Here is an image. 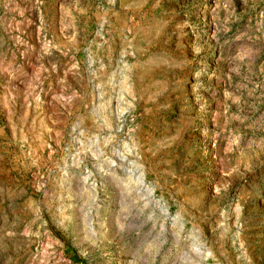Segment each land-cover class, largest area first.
<instances>
[{"label":"rangeland","instance_id":"rangeland-1","mask_svg":"<svg viewBox=\"0 0 264 264\" xmlns=\"http://www.w3.org/2000/svg\"><path fill=\"white\" fill-rule=\"evenodd\" d=\"M0 264H264V0H0Z\"/></svg>","mask_w":264,"mask_h":264}]
</instances>
